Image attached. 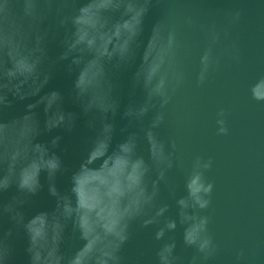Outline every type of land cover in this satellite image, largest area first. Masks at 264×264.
I'll return each instance as SVG.
<instances>
[{
  "label": "water",
  "instance_id": "water-1",
  "mask_svg": "<svg viewBox=\"0 0 264 264\" xmlns=\"http://www.w3.org/2000/svg\"><path fill=\"white\" fill-rule=\"evenodd\" d=\"M85 2L76 0V5ZM110 3L100 0L93 7ZM167 9L176 25L175 67L183 72V83L156 131L165 141L175 140L177 163L167 173L168 183H160L157 201L149 204L151 193L145 191L147 182L141 183L140 173L142 162L149 159L141 129L151 113L131 128L123 112L128 104L144 99L143 90L133 88V75L140 65L151 80L159 58L153 26ZM128 11L133 13L128 19L115 15L107 30L96 27L92 14L82 17L78 31L66 37L72 67L69 60L59 58L64 30L46 22L45 27L49 23L53 27L41 67L30 79L11 85L27 99L0 109L4 141L0 187L11 186L0 194L9 202L12 217L0 218V236L9 250L7 264H33L30 234L36 264L90 261L115 248L125 236L122 264H157V250L168 239H175L176 254L188 264L194 249L185 247L182 237L186 228L195 230L196 215L210 216L208 227L218 244L214 257L196 264H237L235 257L241 251L244 258L239 264H264V0H153L134 45L139 11L131 3ZM12 21L18 23L19 17ZM9 30L16 29L10 25ZM130 46L134 61L112 68L108 61L123 58ZM206 52L209 67L204 82L198 83ZM36 53L26 46L17 52L34 61L39 59ZM106 70L120 105L110 117L114 129L102 119L111 107ZM221 118L227 134L217 132ZM45 120L60 127L49 131ZM37 124L40 132L34 145ZM197 157L212 161L205 172L213 183L211 205L205 212L193 209L197 212L185 218L176 200L186 196L185 183ZM17 185L26 194H18ZM162 204L168 210L161 223L144 226ZM164 219H175L176 230L157 240L155 233Z\"/></svg>",
  "mask_w": 264,
  "mask_h": 264
},
{
  "label": "clouds",
  "instance_id": "clouds-1",
  "mask_svg": "<svg viewBox=\"0 0 264 264\" xmlns=\"http://www.w3.org/2000/svg\"><path fill=\"white\" fill-rule=\"evenodd\" d=\"M166 3L167 0H164ZM100 0H86L85 3L77 7L76 0H0V109L9 107L13 100H24L26 97L15 92L11 85L19 80L30 79L35 72L41 67L46 57V40L49 31L54 22L56 29L64 30L62 40L64 51L59 57L61 60H69L72 67L71 55L68 52L66 37L78 31L82 23V17L92 14L96 20V27L107 30L115 22L113 17L119 15L123 19H128L133 13L128 11V5L131 3L135 9L139 11V23L137 31L133 36L132 45L135 39L143 32V19L145 14L151 7L153 0H111L108 6L99 5ZM88 9V11H85ZM13 16L19 17V22L12 21ZM240 12L234 14V19L238 20ZM188 23H191V18H186ZM15 27V31H10L9 26ZM153 31L158 33L157 49L159 58L157 67L152 75L151 80L145 78L141 71L140 65L137 67L133 75V88L140 87L144 92V99L141 103L128 104L123 112L124 118L128 121V126L134 128L137 122L151 113L150 120L146 127L141 131L148 144L149 159L144 164L142 162V171L140 173L141 183L145 184V191H150V199L147 203L152 204L157 201L160 191V183L163 181L168 183L167 173L177 163L176 159V143L170 138L168 141L161 139L157 133V129L165 123L167 119V107L172 100V95L177 88L183 83V72L175 67L176 63V25L171 20V14L167 9L166 14L154 26ZM217 37L214 35L213 39ZM34 48L37 50L38 60H33L28 56L18 55L20 47ZM134 48L130 46L128 53L123 57H114L108 61V64L114 69L126 67L134 61ZM201 71L198 75L197 82L203 83L205 74L209 67V54L206 52L201 57ZM107 75V90L111 107L102 113V119L113 126L114 123L110 117H114L119 110V102L113 95L114 83ZM59 96V93H57ZM259 98V97H257ZM45 109L46 116L51 115V111L47 108L46 102L41 99L39 101ZM62 104V97H60ZM31 110V109H29ZM85 113H90L89 110L83 108ZM223 117V110L219 113ZM0 123H3L0 121ZM217 124L220 127L217 129L218 134H227L228 129L225 126L224 119H218ZM47 130L60 127L59 125L49 126L47 120L44 122ZM40 124H37L36 132L32 137V143L36 142V136L39 135ZM57 138L52 140V144H56ZM3 137L0 136V146L3 145ZM49 151V155L54 156L48 146L43 145ZM212 167L211 159L202 161V158L197 157L193 164V172L190 178L185 183L186 196L176 200L177 206L181 209V215L185 218L193 216L198 209L199 212H205L211 205V196L213 191V183L207 179L205 172ZM155 173V179H152V174ZM10 185L0 187V194L8 192ZM18 194H26L24 190L17 185ZM8 203L0 199V218L9 217L11 213L8 210ZM168 210L167 204H162L156 211L155 216L143 222L144 226L150 224H160L161 218L165 216ZM193 222L195 230L185 229L183 235V244L187 248L194 249V255L188 260V264H196L197 261L208 260L214 257L218 251V244L215 242L212 233L209 230L210 216L196 215ZM177 221L175 219H164L163 224L155 233L157 240H164L166 233L176 230ZM39 239L38 237L36 238ZM125 236L120 244L115 248L106 250L105 254L97 255L90 261L81 260L80 264H122L120 249L127 241ZM33 237L30 234V257L33 264L35 261V249H31ZM175 239H168L162 243L157 250V264H184L182 257L176 254ZM9 250L7 243L0 236V264H7ZM244 258L243 251L239 252L235 259L237 264Z\"/></svg>",
  "mask_w": 264,
  "mask_h": 264
}]
</instances>
